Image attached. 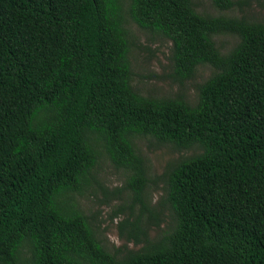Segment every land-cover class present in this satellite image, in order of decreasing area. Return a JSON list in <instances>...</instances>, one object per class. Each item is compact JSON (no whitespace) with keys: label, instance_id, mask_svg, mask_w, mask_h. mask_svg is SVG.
<instances>
[{"label":"trees","instance_id":"trees-1","mask_svg":"<svg viewBox=\"0 0 264 264\" xmlns=\"http://www.w3.org/2000/svg\"><path fill=\"white\" fill-rule=\"evenodd\" d=\"M126 18L169 40L178 81L212 68L193 103L132 88ZM218 34L236 41L221 52ZM136 136L191 149L161 174L153 238ZM102 154L127 173L119 226L141 243L120 255L74 198ZM0 264H264V21L193 0H0Z\"/></svg>","mask_w":264,"mask_h":264},{"label":"rangeland","instance_id":"rangeland-1","mask_svg":"<svg viewBox=\"0 0 264 264\" xmlns=\"http://www.w3.org/2000/svg\"><path fill=\"white\" fill-rule=\"evenodd\" d=\"M127 0H124L126 3ZM249 6L241 11H220L214 8L209 0H193L195 10L209 15H245L252 20L264 21V2L261 0H247ZM125 27L131 40L128 51V61L131 71L130 84L141 95L154 97H173L181 95L189 103L196 99V86L211 72L207 64L196 66L189 79L178 81L172 74L169 61L170 42L157 33L140 29L130 19L126 18ZM221 52L227 51L236 38L227 34L212 37ZM137 152L143 157L146 165V203L148 207L159 209L157 224L149 220L146 233L153 238L165 229L170 222V212L166 206H159L162 195L161 174L165 166L188 155L190 150H176L171 145L159 143L150 137L133 138ZM93 181L79 194H74L81 212L89 218L92 230L100 244L110 253L118 255L126 250L138 249L141 243L125 236L119 222L127 216V205L130 203L129 191L125 188L126 171L115 168L102 154L92 169ZM137 206L133 205L136 214ZM132 218V217H131ZM141 220L145 214L140 215Z\"/></svg>","mask_w":264,"mask_h":264}]
</instances>
